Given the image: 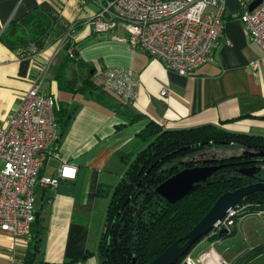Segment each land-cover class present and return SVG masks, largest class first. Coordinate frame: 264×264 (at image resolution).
Here are the masks:
<instances>
[{
	"label": "crops",
	"instance_id": "1",
	"mask_svg": "<svg viewBox=\"0 0 264 264\" xmlns=\"http://www.w3.org/2000/svg\"><path fill=\"white\" fill-rule=\"evenodd\" d=\"M36 9L54 19L46 43L32 52L31 42L19 39L18 25ZM96 10L92 1L0 0V123H6L45 65L40 92L55 98L64 128L58 142L48 146L39 175L57 176L63 163L76 169L55 187L36 184L40 251L30 264H104L99 244L106 209L127 170V155L143 148L139 135L149 122L164 129L212 124L264 137V54L244 31L238 0H225L222 32L210 58L187 75L134 47L122 26L93 32L89 21ZM71 45L74 57L67 52ZM111 67L137 74L135 102L104 87ZM230 231L201 237L187 260L215 264L206 259L214 254L218 263L264 264V214H247ZM29 241L30 232L14 237L0 230V264H29Z\"/></svg>",
	"mask_w": 264,
	"mask_h": 264
},
{
	"label": "built area",
	"instance_id": "2",
	"mask_svg": "<svg viewBox=\"0 0 264 264\" xmlns=\"http://www.w3.org/2000/svg\"><path fill=\"white\" fill-rule=\"evenodd\" d=\"M97 5L89 21L93 32L122 26L128 41L162 61L164 66L187 75L209 58L223 26L225 0H82ZM254 0H238L239 19L249 40L264 54V0L251 10ZM65 45L67 42L61 40ZM39 48L30 43V51ZM74 57L72 45L67 49ZM253 67L257 66L252 62ZM46 66L39 68L29 89L20 97L5 124L0 123V230L14 237L29 235L35 219V187H55L59 179L74 176L75 168L62 164L57 176H40V167L49 145L59 140L55 98L40 92ZM137 74L131 68L111 67L105 71L104 87L127 103L137 98ZM166 91L162 90L161 94ZM57 155V154H56ZM242 203L233 206L208 232L230 231L236 217L249 213ZM224 262L220 261L218 264Z\"/></svg>",
	"mask_w": 264,
	"mask_h": 264
},
{
	"label": "trees",
	"instance_id": "3",
	"mask_svg": "<svg viewBox=\"0 0 264 264\" xmlns=\"http://www.w3.org/2000/svg\"><path fill=\"white\" fill-rule=\"evenodd\" d=\"M42 12L34 10L20 18L18 25L21 31L20 35L17 34L19 39L26 44L34 42L38 48L46 43L48 30L54 19L50 17L51 13ZM75 52L76 50L74 56ZM55 116L58 123L56 109ZM58 126L60 137L64 125ZM139 138L144 143L141 146L143 148L127 155V170L114 188L106 209L105 231L99 244L102 255H105L104 264H132L133 257L135 264L148 263L168 245L185 235L219 195L247 183V176L233 171L232 164H227L215 173L212 180L170 204L156 193L155 187L174 171L186 166L178 163V160L191 156L197 150L232 142L254 151H264V137L234 133L212 124L164 129L151 121ZM253 158L264 159V156ZM253 161L240 164L250 165L254 164ZM221 171L226 173H219ZM244 202L264 207V191L247 195L239 203ZM38 222L35 212V219L30 225L29 264L36 252L40 251ZM230 232L225 231L222 235L218 232L213 236L222 237ZM260 249H264V246ZM190 250L176 264H181Z\"/></svg>",
	"mask_w": 264,
	"mask_h": 264
},
{
	"label": "water",
	"instance_id": "4",
	"mask_svg": "<svg viewBox=\"0 0 264 264\" xmlns=\"http://www.w3.org/2000/svg\"><path fill=\"white\" fill-rule=\"evenodd\" d=\"M259 2L260 0H254L249 4L248 9L251 10ZM248 155L251 157L264 156V151H251ZM226 165L225 163H211L181 168L157 184L155 191L167 202L173 204L189 195L203 183L212 180L215 172ZM240 172L242 175L255 178L254 171L248 172L243 170ZM257 191H264V181L260 179L238 186L232 190L224 191L185 235L172 242L159 255L146 264H176L201 237H204L225 216L229 209L238 204L247 195ZM224 232L225 230L222 229L218 234L222 235ZM132 264H135L134 257L132 258ZM181 264H187V259L185 258Z\"/></svg>",
	"mask_w": 264,
	"mask_h": 264
},
{
	"label": "rangeland",
	"instance_id": "5",
	"mask_svg": "<svg viewBox=\"0 0 264 264\" xmlns=\"http://www.w3.org/2000/svg\"><path fill=\"white\" fill-rule=\"evenodd\" d=\"M254 151L251 149H248V147L244 148L239 144H236L234 142L228 143L219 147H210L203 150H197L194 152L191 156L188 158H183L181 160H178V163H183L186 166H194V165H202V164H213V163H230V162H244L248 160L251 156L248 155L249 152ZM138 152V151H137ZM257 165H239L235 167H230L233 171L240 173V171H248L252 172L255 169H257ZM172 168V167H171ZM224 168V167H223ZM229 168V167H226ZM175 172V171H174ZM219 173H226V171H221ZM242 206H244V211H247L249 213L256 211L257 209H264V207H260L257 204L251 203V202H244L242 203ZM210 256L212 254L207 255V260H209ZM188 257H186L187 259ZM192 258L195 260V257L192 256ZM210 263V262H208ZM225 264V263H222Z\"/></svg>",
	"mask_w": 264,
	"mask_h": 264
},
{
	"label": "flooded vegetation",
	"instance_id": "6",
	"mask_svg": "<svg viewBox=\"0 0 264 264\" xmlns=\"http://www.w3.org/2000/svg\"><path fill=\"white\" fill-rule=\"evenodd\" d=\"M249 161H253V163L255 165H257L258 167H257V169L254 170V176H255V178H250V177L247 176V183H251V182L257 181L259 179L262 180V181H264V160H262V158H253V157H250L248 160H246L244 162H230V163H227V164H232V167H235V166L241 165L240 163H245V162H249ZM254 164H250V165H254ZM184 167H187V166H184Z\"/></svg>",
	"mask_w": 264,
	"mask_h": 264
},
{
	"label": "bare ground",
	"instance_id": "7",
	"mask_svg": "<svg viewBox=\"0 0 264 264\" xmlns=\"http://www.w3.org/2000/svg\"><path fill=\"white\" fill-rule=\"evenodd\" d=\"M209 260H211L210 263L213 261L215 264H217L220 258L217 255L212 254ZM209 260H207V262H209ZM187 264H196V263L192 259H188Z\"/></svg>",
	"mask_w": 264,
	"mask_h": 264
}]
</instances>
